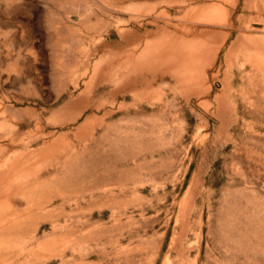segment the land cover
<instances>
[{"label": "rangeland", "instance_id": "rangeland-1", "mask_svg": "<svg viewBox=\"0 0 264 264\" xmlns=\"http://www.w3.org/2000/svg\"><path fill=\"white\" fill-rule=\"evenodd\" d=\"M0 264H264V0H0Z\"/></svg>", "mask_w": 264, "mask_h": 264}]
</instances>
